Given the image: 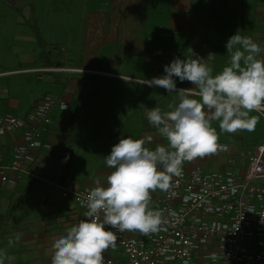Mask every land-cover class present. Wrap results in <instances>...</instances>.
<instances>
[{
	"label": "crops",
	"instance_id": "1",
	"mask_svg": "<svg viewBox=\"0 0 264 264\" xmlns=\"http://www.w3.org/2000/svg\"><path fill=\"white\" fill-rule=\"evenodd\" d=\"M144 4L145 0H105L99 4H96V0H85L88 8L75 14L84 18L80 35L76 38L75 34L64 39L59 35L54 36L53 27L42 32L47 36L44 37L47 41V63L39 61L40 50L30 28L23 25L12 28V46L3 42L6 37H0V116L8 113L26 114L44 96L54 92L51 94L65 97L71 106L76 102L73 133L76 145L79 129L84 122L82 101L85 99V103L94 108L97 115V101L104 100L107 93H117L119 90L118 93H123L124 97V125H128L133 133L127 135L144 139L145 147L149 149L162 145L164 137L148 123L147 111L155 107L168 111L170 103H179L178 94L168 93L160 87H148L143 84V80L165 75L164 66L170 65L177 57L191 59L199 56L207 59L210 53L215 56L209 58L206 63L213 68L215 75L228 66L230 54L227 53L225 43H213L208 46L194 41L193 34L208 33L204 31L207 28H195L193 24L198 9L194 0H146V8ZM150 10L155 14H166L167 20L163 27L149 25ZM64 13V17H69L67 12ZM254 14V33L263 35L262 38L254 37V41L262 43L264 50V0H256ZM49 17L58 18L54 15ZM8 29L10 28L2 29L0 33L4 34ZM56 43L61 44L63 53L49 46ZM7 45L16 55L15 59L5 57L4 47ZM192 53L195 55L192 56ZM260 57L264 58V51ZM43 68H76L93 71L95 74L67 71L30 72ZM174 79L177 89L192 88L193 95L190 98L200 99L195 95L198 90L194 85L188 81L181 83L178 78ZM69 114L70 111L66 114L59 111L54 113V126L45 135V143L50 150L44 152L45 157L33 167L32 172L22 175L15 186L4 187L0 184V249H7V255L10 257L5 259L4 264H51L55 240L65 235L68 228L83 220V212L78 207L63 200L60 194L59 197H54L55 193L48 189L41 191V198L43 193L50 194L49 198L46 197L48 201L42 206H24L23 201V198L25 200L33 191L34 181L42 180V174L49 171L50 165L57 169L56 174L59 173L61 177L62 157H65V152L60 149V131ZM250 116L258 117V122L251 132H221L219 121H213L212 127L219 136L218 143L230 145L234 153L263 145L264 111H253ZM87 125L89 126L90 122ZM21 140L19 133L7 135L1 141L2 151L8 159L12 146ZM226 158L225 155L198 157L193 161L184 162L183 165L186 169H201L207 173L221 170L242 172L241 165L228 167ZM104 173V182L101 184L106 187L107 176L111 172ZM30 181L32 184L28 186ZM92 187L95 186L88 188ZM18 233L21 238L16 241Z\"/></svg>",
	"mask_w": 264,
	"mask_h": 264
},
{
	"label": "clouds",
	"instance_id": "2",
	"mask_svg": "<svg viewBox=\"0 0 264 264\" xmlns=\"http://www.w3.org/2000/svg\"><path fill=\"white\" fill-rule=\"evenodd\" d=\"M225 47L230 54L228 66L215 75L206 63L215 56L210 53L207 59L177 57L164 66L165 75L143 80L148 87L178 94L179 103H170L168 111L159 107L147 111L148 123L166 138L167 145L150 150L144 139L121 136L104 158L113 169L107 186L95 181L83 201L88 219L55 240L51 264H105L103 254L116 248L117 232L160 231L163 212L149 209L150 193L168 191L173 177L182 176L184 162L223 150L212 122L219 121L220 131L226 133L254 130L258 117L250 113L264 111V58L260 57L264 50L253 38L238 33L229 37ZM174 78L194 85L200 99L190 98L192 88L177 89ZM260 217L264 224V214ZM20 238L16 234L15 240ZM5 259H10L7 249H0V264Z\"/></svg>",
	"mask_w": 264,
	"mask_h": 264
},
{
	"label": "built area",
	"instance_id": "3",
	"mask_svg": "<svg viewBox=\"0 0 264 264\" xmlns=\"http://www.w3.org/2000/svg\"><path fill=\"white\" fill-rule=\"evenodd\" d=\"M38 71L95 74L76 68L30 70ZM70 109L65 97L47 94L26 114L0 116L1 186H15L22 175L32 172L50 150L45 135L54 126V113L66 114ZM19 133L22 140L12 146L8 159L1 141ZM219 144L223 150L204 158L225 155L226 165H241L242 172L207 173L182 165V176L173 177L168 191L150 193L149 209L163 212L160 231L148 235L117 232L116 248L103 254L105 264H264V224L260 222L264 214V144L238 153L228 144ZM162 145H167L166 138ZM89 190L68 181L58 186L61 198L83 212V220L88 219L83 201ZM250 208L253 212H248Z\"/></svg>",
	"mask_w": 264,
	"mask_h": 264
},
{
	"label": "rangeland",
	"instance_id": "4",
	"mask_svg": "<svg viewBox=\"0 0 264 264\" xmlns=\"http://www.w3.org/2000/svg\"><path fill=\"white\" fill-rule=\"evenodd\" d=\"M104 1L96 0V4ZM194 3L198 9L193 18V24L195 28H207L204 31L208 32L193 34L194 41L202 45L226 44L229 37L236 33L249 36L253 40H255L254 37L262 38L263 36L261 33H254L256 0H194ZM86 8L88 7L85 5V0H0V31L10 28L5 30L4 34L0 33V37L3 39L6 37L7 40L4 39L3 42L12 46L14 43L12 28L23 25L31 29L30 26L35 24L41 34L45 32V29L53 27L54 36L59 35L61 39H64L75 34L76 38L80 35L79 31L83 27L84 18L75 14ZM144 8H146L145 4ZM64 12H67L69 17H64L66 16ZM49 15L58 18H52ZM148 18L149 25L158 27H163L167 20L165 13L155 14L153 10H150ZM43 37L47 36L43 35ZM256 42L262 49L263 44ZM8 45L4 47L5 57L15 59L16 55ZM49 46L63 53L61 44ZM60 60L61 57H59ZM118 92L119 90L117 93H107L104 100L97 101L99 110L97 115L94 113V108L85 103V99L82 101L84 122L78 132L77 144L74 145L73 142L71 165L67 173L68 182L81 187L95 186L96 180L104 182L102 178L104 172H111L104 158L110 154L112 147L119 142L121 136L126 138L129 137L127 134H133L129 126L124 125V97L123 93ZM133 139L136 137L134 136ZM52 161L54 164V159ZM48 170L42 174V180L34 181L33 191L25 200L23 198L24 206L44 205L50 194L43 193L41 198L42 190L48 189L55 193L54 197H59L57 186L63 181H60V174H56L57 169H54V166L50 165Z\"/></svg>",
	"mask_w": 264,
	"mask_h": 264
},
{
	"label": "trees",
	"instance_id": "5",
	"mask_svg": "<svg viewBox=\"0 0 264 264\" xmlns=\"http://www.w3.org/2000/svg\"><path fill=\"white\" fill-rule=\"evenodd\" d=\"M30 27L36 37L37 44L40 50L39 61L42 63H47V60H46L47 59V53H46L47 41L45 40V38L41 34V31L36 27L35 24L31 25ZM75 118H76V102L74 101L71 106L70 114L64 120L63 128L60 131V134H61L60 149H62L65 152V157H62L63 169H62V175L60 177V181H63V182L66 179L69 167L71 165V159H72L71 157H72V151H73L72 147H73V142H74L73 133H74ZM66 157H68L67 160H65ZM31 184L32 183L30 181L28 183V186H30Z\"/></svg>",
	"mask_w": 264,
	"mask_h": 264
},
{
	"label": "water",
	"instance_id": "6",
	"mask_svg": "<svg viewBox=\"0 0 264 264\" xmlns=\"http://www.w3.org/2000/svg\"><path fill=\"white\" fill-rule=\"evenodd\" d=\"M145 6L147 7L146 0H145Z\"/></svg>",
	"mask_w": 264,
	"mask_h": 264
}]
</instances>
